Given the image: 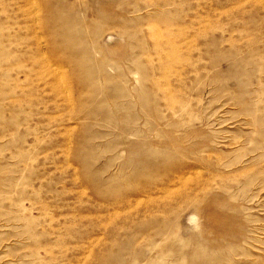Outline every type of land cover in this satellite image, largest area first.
Here are the masks:
<instances>
[{
  "label": "rangeland",
  "instance_id": "374dc122",
  "mask_svg": "<svg viewBox=\"0 0 264 264\" xmlns=\"http://www.w3.org/2000/svg\"><path fill=\"white\" fill-rule=\"evenodd\" d=\"M0 264H264V0H0Z\"/></svg>",
  "mask_w": 264,
  "mask_h": 264
}]
</instances>
